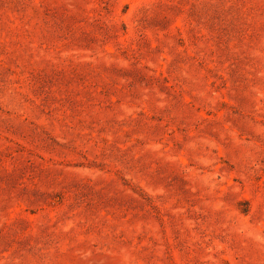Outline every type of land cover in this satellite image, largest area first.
<instances>
[{"label":"rangeland","instance_id":"374dc122","mask_svg":"<svg viewBox=\"0 0 264 264\" xmlns=\"http://www.w3.org/2000/svg\"><path fill=\"white\" fill-rule=\"evenodd\" d=\"M0 264H264V0H0Z\"/></svg>","mask_w":264,"mask_h":264}]
</instances>
